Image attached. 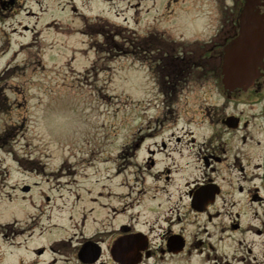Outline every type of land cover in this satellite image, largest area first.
I'll return each instance as SVG.
<instances>
[{"label":"flooded vegetation","instance_id":"1","mask_svg":"<svg viewBox=\"0 0 264 264\" xmlns=\"http://www.w3.org/2000/svg\"><path fill=\"white\" fill-rule=\"evenodd\" d=\"M244 2L233 0V9L224 16L223 38L202 48L192 49L183 46L182 42H168L155 31L141 36L135 30L138 39L134 48L136 55L152 60L151 69L158 74L165 108L138 127L131 140L123 143V158L126 160L125 168H128L123 178V187L127 189L123 193V200L126 201L123 208L113 209L111 204L102 201V197H109V192L100 191L93 196L91 189H86L89 195L87 204L82 205L85 210L78 218L69 214L66 222L61 224L58 222L60 218L54 216L59 213L58 210L52 213L54 217L45 211L35 214L37 205L58 209L61 204L57 203V199L64 200L67 194L76 202H81L82 193L72 191L67 181H59L60 177L28 175L25 170L32 167L27 161L14 160V167L8 163L5 167L0 165V190H6L10 200L15 193L35 209L27 214L25 227H16L15 219L10 224L0 225L4 239L28 237L32 259L17 260L16 264H145L146 261L164 264L165 260L169 264H182V261H191V264H255L252 248L248 244L252 243L250 234L264 236V164L251 163V157L241 154L240 149H231L236 140L246 144L254 138L248 129L259 115H264V70L248 85H241L247 79H227L222 72L224 46L241 36L239 13ZM253 2L254 8L262 15L264 25V0ZM21 3L19 0H0V22H11L8 24L13 25L12 31L16 30V23H21L15 17L22 10L26 19L38 16L37 12ZM26 25H22L24 31H17L24 34L29 29ZM3 30L0 38H4L7 47V31ZM29 43L20 42L19 47ZM237 44L238 48L246 45L250 51L263 52L264 37L253 39V35L244 36ZM149 53H152L150 57ZM258 65L264 67V63L259 61L256 70ZM190 72L198 80H210L212 87L207 89L208 95L221 101L220 104L189 109V113L200 112L201 118L207 119L213 127L212 134L206 139L197 140L195 135L182 127L183 111L176 107ZM244 102L261 104L260 113L246 116L239 109V104ZM184 103L187 105V101ZM228 108L233 111L229 112ZM192 119L190 114L185 123H190ZM146 141H151V144H146ZM141 149H144L143 156ZM177 158L183 159L193 170L202 165V175L185 180L182 193L177 188L172 195L170 187L174 182L175 169L164 161L171 162ZM157 165L160 167L157 168ZM11 168L19 170V175H9ZM249 168L256 171L250 172ZM233 170L239 173V178L233 176ZM255 180L260 183H252ZM60 187L62 192L58 190ZM235 193L246 194V199L242 203L241 198L232 199ZM160 194L164 196L162 201ZM145 197L155 201L154 205H149V212L160 210L157 215L164 221L163 225L155 224V227L163 228L160 233L162 243L155 248L152 246L155 218L153 223H149L140 219L142 212L130 210L140 209ZM169 204L171 206L165 208ZM165 210L174 212V215H162ZM251 219L257 220L258 225L248 222ZM190 226L192 231L185 235ZM33 240L36 242L33 243ZM177 257L180 260L172 259Z\"/></svg>","mask_w":264,"mask_h":264},{"label":"clouds","instance_id":"2","mask_svg":"<svg viewBox=\"0 0 264 264\" xmlns=\"http://www.w3.org/2000/svg\"><path fill=\"white\" fill-rule=\"evenodd\" d=\"M232 2L233 0H147L141 8H148L150 11L147 13L142 11L136 30L141 36L155 31L168 42H182L183 46L192 49L202 48L223 38V10ZM77 3L80 11L88 13L93 19L99 14L114 21L116 17L113 13L127 7L123 0H111V3L108 0L103 2L87 0L86 3L77 0ZM29 7L37 12L38 16L26 22L37 23V28L42 30V34L38 33L39 51L32 49L35 53L33 57L36 62L33 64L35 74L30 70L28 76L15 77L11 83L18 84L25 95L35 98L30 99L29 106L23 113H18L17 110L5 113L0 110V135L5 132L7 126L19 125L22 115L26 116L28 122L25 135L15 144L18 150L25 155L38 158L42 164L48 166L49 171L56 170L61 163L68 160L78 168L79 174H87V179L81 178V175L77 176L79 184L75 191L83 194L81 202H76L67 194L62 202H58L62 210L55 215L60 217L58 222L62 224L66 222L69 214L78 218L85 210L82 205L87 204L89 195L86 189H92L93 196L101 184L107 185L108 191L114 190L116 193L127 191L126 188L117 186L120 176L105 178L110 177L111 173L105 172V166L98 164L97 159L108 155L115 157L120 151L119 146L131 140L138 127H142L165 108V98L161 94L158 74L151 69L152 60L141 59L135 54L124 55L117 51L98 52L95 46L90 47L93 41L105 44L104 38L81 34L78 31L85 25L79 19H70L67 0H41L39 6L32 3ZM61 8L64 11H61ZM130 14L131 10L124 13ZM48 20L55 21V24L45 28ZM127 47L131 48L132 45L129 44ZM148 55L150 57L152 53ZM4 59H7V56ZM261 63H264V57L261 58ZM262 70L264 67L258 65L256 74L241 85L253 83L254 78ZM211 87L210 80H198L190 72L176 104V107L183 111L182 127L195 135L197 140L206 139L214 129L207 119L201 118L200 112L189 113V109H198L200 105L220 104L218 98L208 95L207 89ZM239 109L247 116L249 113H260L261 104L244 102L239 104ZM228 111L231 112L233 109L228 108ZM190 114L193 117L192 121L185 123ZM248 131L254 138L246 144L236 140L231 150L240 149L241 154L251 157V163L264 164V115H259ZM145 143L150 145L151 141ZM191 151L194 152L195 149ZM144 154V149H141V156ZM84 160H87V163L83 162ZM164 163H170L175 169L174 182L170 187L172 195H175L177 188L182 193L185 180L190 181L202 175V165L193 170L191 165H186L185 161L179 158L171 162L165 160ZM108 167L111 169L112 166ZM159 167L160 165H157V168ZM249 171L253 172L256 169L249 168ZM233 176L239 178V173L233 170ZM252 183L259 184L260 181L255 180ZM236 198H241L242 203L246 199V194L235 193L232 199ZM160 199L161 201L164 199L163 194H160ZM120 202L126 203L123 198ZM107 203L112 204L116 201L109 199ZM154 204L155 201L150 197H145L140 209H130L133 212H142L140 219L149 223H153L155 218L153 225L155 230L152 232L153 248L162 243L160 233L163 228L155 227V224H164L163 219L157 215L160 210L149 212V205ZM219 205L218 200L217 206ZM170 206L166 205L165 208ZM237 206L239 207V204ZM34 211L26 200H20L15 193L10 200L7 191L0 190V225L10 224L15 219L16 227H25L27 214ZM161 214L174 215V212L165 210ZM108 216L111 217L110 212ZM248 222L258 225L255 219ZM191 231L190 226L185 235ZM250 238L252 243L248 244V240H245V243L252 248L255 264H264V236L256 237L250 234ZM35 242L33 240V243ZM28 259H32L28 237H20L17 240L4 239L3 230L0 229V264H16L17 260ZM172 259L180 260L179 257ZM145 264L152 262L146 261ZM164 264H169V261L165 260ZM182 264H191V261H182Z\"/></svg>","mask_w":264,"mask_h":264},{"label":"rangeland","instance_id":"3","mask_svg":"<svg viewBox=\"0 0 264 264\" xmlns=\"http://www.w3.org/2000/svg\"><path fill=\"white\" fill-rule=\"evenodd\" d=\"M22 1V5L25 7H29L30 4L35 3L37 6L41 3V0H19ZM81 2L86 3L87 0H81ZM103 2V0H101ZM111 3V0H108ZM127 4V7L124 9H119L117 12L113 13L116 17V20H111L107 17L101 16L99 14L95 15V18H91L88 13L81 12L78 6L77 0H67L68 3V11L71 13L72 20L79 19L81 20L85 27L82 29H78L81 34L85 35H94V36H102L104 38L105 44H99L95 41L90 44V47L95 46L98 52L109 51V52H118L124 55L127 54H135V43L137 44L138 39L136 38V26L140 23L141 13H147L150 9L145 8L142 9L141 5L147 0H123ZM167 7V5H166ZM32 9V8H31ZM76 9V10H75ZM233 9V4L229 5L226 9L223 10V16L228 15V11L230 12ZM131 10L130 15H124L125 12ZM34 11V10H33ZM61 11H64L61 8ZM15 18L21 21V23H16V30L12 31L13 25L8 24L11 22H0V32L1 35L4 34L3 28H5L7 33L6 40H9V45L6 47L4 43L6 41L4 38H0V55L1 52L9 47V49L5 50L4 55L0 56V110H3L5 113H8L12 110H17L18 113H23L27 110L29 106L30 99H34L35 97H29L25 95L24 90L18 85L11 83V81L15 77H26L31 70L33 74H35V69L33 68V64H35V60L33 57L35 53L32 52V49H36L39 51L38 47V33L42 34V30L37 28V23H27L26 21L32 20L34 17L25 18L24 10L21 11V14L17 15ZM13 18V19H15ZM122 21V22H120ZM6 23V24H5ZM28 24V30L24 32V34H20L17 30L24 31L22 28L23 24ZM55 24V21L48 20L46 21L44 27H52ZM3 25H7V27H3ZM18 27V28H17ZM95 30V32H94ZM137 31V30H136ZM10 33V34H9ZM27 37V39H26ZM20 42L29 43L28 46L24 45L21 48L19 47ZM131 44L132 47L128 48L127 45ZM15 45V47H13ZM189 47V46H186ZM17 50V51H16ZM15 51V52H14ZM23 54V55H22ZM7 56V59L4 57ZM139 57V56H138ZM8 65V66H7ZM6 66V67H5ZM39 66V65H37ZM5 101L4 103L2 101ZM27 117L21 116V123L19 125H9L6 127L7 136L3 142V145L0 148V161H5L6 163H1V167H5L8 163L10 166L14 167V160H24L27 161L32 169L25 170L28 175L31 176H51V177H60V182H68L67 186L70 187L72 191H75V187L79 184V180L77 179L79 174L78 168L72 164L71 161L65 160L61 165L54 171H49L47 165L42 164L38 158L32 157L29 155L23 154L22 151L18 150L15 147V144L22 140L25 135V129L27 127ZM25 148H27V142L25 141ZM120 151L117 153L115 157L110 155L100 157L97 159V163L104 165V171L110 172L111 176H106V179L115 178L116 176H120V182L117 185L118 187H123V178L126 176L128 172V168L126 167V160L123 158V144L119 146ZM83 162L87 163V160ZM111 165V169L108 167ZM91 166V164H89ZM8 169V168H7ZM10 171L11 176L19 175V170H14L15 168H11ZM1 171V170H0ZM131 175V173H128ZM1 175V173H0ZM81 178L87 179V174H82ZM62 185V184H61ZM65 185V184H64ZM108 186L101 184L99 189L96 190V194L100 191L102 193L109 192V197H102V201L107 204L108 199L116 201V203H112L111 207L113 209L120 210L123 208V202L121 198H123V193H116L113 191L107 190ZM90 189V188H89ZM56 190V189H55ZM59 192H62V187L58 189ZM137 189H135L136 191ZM57 191V190H56ZM54 191L56 194L57 192ZM92 191V189H91ZM97 196V195H95ZM33 202L35 201V195L32 196ZM63 200L57 199L58 202H62ZM60 205V204H57ZM107 207V206H106ZM58 210L60 212L61 207L56 208H48L47 205H37L36 212L40 211L48 212L52 215L53 212ZM57 213V212H56ZM55 213V214H56ZM56 218H60L58 215H55ZM53 216V215H52ZM53 216V217H54ZM117 216V215H116ZM53 218L52 220H55ZM119 219V216L116 218Z\"/></svg>","mask_w":264,"mask_h":264},{"label":"water","instance_id":"4","mask_svg":"<svg viewBox=\"0 0 264 264\" xmlns=\"http://www.w3.org/2000/svg\"><path fill=\"white\" fill-rule=\"evenodd\" d=\"M253 1L245 0L241 10V36L238 40L228 42L224 47L222 72L227 79L250 80L255 75V65L264 56V46L262 48L263 52H253L246 45L245 47L240 45V48H238L237 44L244 36L253 35V39H261L264 37V25L261 21L262 15L254 8Z\"/></svg>","mask_w":264,"mask_h":264}]
</instances>
